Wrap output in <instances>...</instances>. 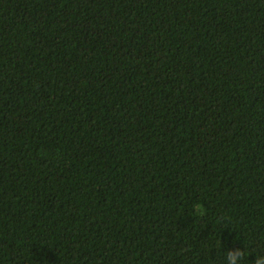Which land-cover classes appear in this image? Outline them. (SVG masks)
Segmentation results:
<instances>
[{
    "label": "trees",
    "instance_id": "trees-1",
    "mask_svg": "<svg viewBox=\"0 0 264 264\" xmlns=\"http://www.w3.org/2000/svg\"><path fill=\"white\" fill-rule=\"evenodd\" d=\"M236 249L264 255V0H0V264Z\"/></svg>",
    "mask_w": 264,
    "mask_h": 264
},
{
    "label": "clouds",
    "instance_id": "clouds-1",
    "mask_svg": "<svg viewBox=\"0 0 264 264\" xmlns=\"http://www.w3.org/2000/svg\"><path fill=\"white\" fill-rule=\"evenodd\" d=\"M195 214H202V207L199 204L193 206ZM246 249L229 250L226 254V264H243ZM253 264H264V255L254 256Z\"/></svg>",
    "mask_w": 264,
    "mask_h": 264
}]
</instances>
